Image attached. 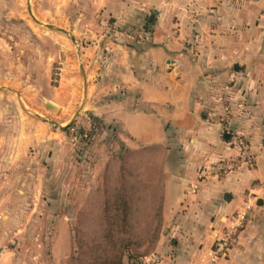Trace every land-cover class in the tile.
<instances>
[{"label":"crops","instance_id":"1","mask_svg":"<svg viewBox=\"0 0 264 264\" xmlns=\"http://www.w3.org/2000/svg\"><path fill=\"white\" fill-rule=\"evenodd\" d=\"M86 1L124 33L99 36L86 51L85 110L118 142L161 150L155 264H208L225 233L228 247L212 264H264V0ZM11 107L0 105V264H67V229L31 234L50 239L45 249L5 247L27 237L26 208L57 206L42 193L51 171L42 161L68 146ZM231 132L246 138L252 161L198 178L205 158L235 153ZM238 210L245 219L234 225Z\"/></svg>","mask_w":264,"mask_h":264},{"label":"rangeland","instance_id":"2","mask_svg":"<svg viewBox=\"0 0 264 264\" xmlns=\"http://www.w3.org/2000/svg\"><path fill=\"white\" fill-rule=\"evenodd\" d=\"M86 2L0 0V105L47 123L68 145H58L54 157L42 161L51 170L42 193L57 206L26 208L19 225L27 237L5 247L45 249L50 239L31 234L63 228L71 234L67 264H131L158 246L161 150L118 142L111 125L85 110L86 51L93 52L99 36L124 33ZM48 215H57L55 222Z\"/></svg>","mask_w":264,"mask_h":264},{"label":"built area","instance_id":"3","mask_svg":"<svg viewBox=\"0 0 264 264\" xmlns=\"http://www.w3.org/2000/svg\"><path fill=\"white\" fill-rule=\"evenodd\" d=\"M225 129V127H224ZM231 144L235 149V153L230 156L217 157V158H205L197 167L198 178L206 176H216L223 172H228L237 168L242 163H250L253 159V154L250 151L248 141L239 132L229 133ZM196 182L190 183L189 187L193 190L196 187ZM246 213L243 210L235 212V219L237 222L234 225H239L240 221L245 217ZM228 247V235L225 233L214 238L210 249V257L208 264L212 262L220 255H223ZM161 259V254L157 250L149 251L146 254L140 256L132 264H155Z\"/></svg>","mask_w":264,"mask_h":264},{"label":"water","instance_id":"4","mask_svg":"<svg viewBox=\"0 0 264 264\" xmlns=\"http://www.w3.org/2000/svg\"><path fill=\"white\" fill-rule=\"evenodd\" d=\"M27 9H28V13H29V15L31 16V18H32L33 20L39 22V21L33 16V14L31 13V11H30V9H29V7H27ZM45 25L48 26V27L56 28V29H58V30H60V31L66 33V34H68L67 30L64 29V28H62V27H54L52 24H49V23H46ZM69 38H70L72 41L75 40V39H74V36H73L72 34H69ZM233 68H234V69H237V65L234 64V65H233ZM48 121H49V120H48ZM50 123H52L54 126H59V127L62 126V125H60V124H58V123H56V122H54V121H50ZM223 135H224V136H227V133H224Z\"/></svg>","mask_w":264,"mask_h":264},{"label":"trees","instance_id":"5","mask_svg":"<svg viewBox=\"0 0 264 264\" xmlns=\"http://www.w3.org/2000/svg\"><path fill=\"white\" fill-rule=\"evenodd\" d=\"M94 118H96V117H94ZM92 127L94 128V126H92ZM134 256H136V255H134ZM138 258H139V257H138ZM138 258H137V259H138ZM137 259L134 258V259H131L130 261H132V263H133V262H135ZM132 263H131V264H132Z\"/></svg>","mask_w":264,"mask_h":264}]
</instances>
